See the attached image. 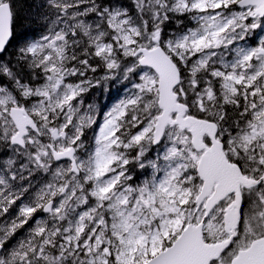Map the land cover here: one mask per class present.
Here are the masks:
<instances>
[{
    "label": "snow or ice",
    "instance_id": "obj_1",
    "mask_svg": "<svg viewBox=\"0 0 264 264\" xmlns=\"http://www.w3.org/2000/svg\"><path fill=\"white\" fill-rule=\"evenodd\" d=\"M0 264H264V0H0Z\"/></svg>",
    "mask_w": 264,
    "mask_h": 264
},
{
    "label": "trees",
    "instance_id": "obj_2",
    "mask_svg": "<svg viewBox=\"0 0 264 264\" xmlns=\"http://www.w3.org/2000/svg\"><path fill=\"white\" fill-rule=\"evenodd\" d=\"M22 29L20 28V26L19 25H17V27H16V31L17 32H20Z\"/></svg>",
    "mask_w": 264,
    "mask_h": 264
}]
</instances>
